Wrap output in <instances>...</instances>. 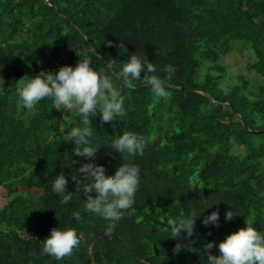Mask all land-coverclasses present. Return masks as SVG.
Masks as SVG:
<instances>
[{"label": "trees", "instance_id": "obj_1", "mask_svg": "<svg viewBox=\"0 0 264 264\" xmlns=\"http://www.w3.org/2000/svg\"><path fill=\"white\" fill-rule=\"evenodd\" d=\"M233 52L246 54L242 73L225 62ZM133 54L161 78L165 65L177 69L167 98L142 80L129 89L116 79L108 62L119 71ZM81 57L122 88V116L103 123L97 113L84 125L50 98L22 106L21 77L75 67ZM0 78V264H208L245 221L264 234V0H0ZM72 127L93 129L94 159L75 155ZM124 131L144 138L143 156L125 160L112 148ZM85 163L106 176L123 163L140 169L133 208L111 235L110 221L84 211L77 180ZM61 173L73 193L67 204L52 190ZM230 207L237 215L226 221ZM217 210L219 227L204 226ZM190 213L198 215L193 236L173 239L168 220ZM52 228L82 234L71 256L42 253ZM175 239L188 245L178 254Z\"/></svg>", "mask_w": 264, "mask_h": 264}, {"label": "clouds", "instance_id": "obj_2", "mask_svg": "<svg viewBox=\"0 0 264 264\" xmlns=\"http://www.w3.org/2000/svg\"><path fill=\"white\" fill-rule=\"evenodd\" d=\"M106 43L112 46L111 41ZM91 64L89 58L81 57L75 67L65 65L55 73L42 70L34 76L21 77L16 82L19 101L24 108L31 111L42 100L50 98L57 109L75 110L84 125H90V117L96 116L97 113L102 114L103 123L113 121L124 114L122 88L114 83L111 77L97 72ZM107 66L113 70V74L123 87L135 89V82L142 80L145 86L150 87L151 94L157 99L169 96L166 81H171L177 71L173 65H165L160 69L165 73L164 78H161L155 74L158 69L148 58L136 54L124 62L119 71H116L114 62H108ZM93 134L91 127H72L68 131V140L76 145L74 150L76 156L94 159L97 148L89 146ZM145 147L144 138L131 131H124L112 145V148L121 153L125 160L137 155L143 156ZM78 172L82 178L77 180V191L87 197L84 211L110 221L105 235H111L116 222L123 218L125 212L133 208L140 185L139 167L123 163L114 175L106 176L103 166L85 163ZM67 184L68 179L61 173L52 185L53 193L62 195V204H67L73 196L72 192L66 191ZM93 191L96 193L95 197L90 194ZM236 215L237 213H234L230 207L225 213V220L232 221ZM73 216L76 220L81 219L79 211H74ZM197 216L195 213H190L179 220L169 219L168 225L173 239L186 233L183 236L189 241L195 231ZM202 224L219 227V211L211 212L203 219ZM245 224L246 227L232 232L219 243L218 256L209 252L208 264H264V234L253 226V222L245 221ZM164 231H168V228ZM81 237L82 234L78 235L74 228L63 230L52 228L50 235L41 240L42 253L56 260H63L72 255L74 249L79 246ZM185 247H188L186 243L177 241L173 253L178 254ZM213 247L214 242L204 245L205 250Z\"/></svg>", "mask_w": 264, "mask_h": 264}, {"label": "rangeland", "instance_id": "obj_3", "mask_svg": "<svg viewBox=\"0 0 264 264\" xmlns=\"http://www.w3.org/2000/svg\"><path fill=\"white\" fill-rule=\"evenodd\" d=\"M245 54V53H244ZM240 54L238 52H233L227 57H225V62L230 65V70L233 73L244 72V64L246 60V54ZM6 201V194L3 190H0V207Z\"/></svg>", "mask_w": 264, "mask_h": 264}]
</instances>
